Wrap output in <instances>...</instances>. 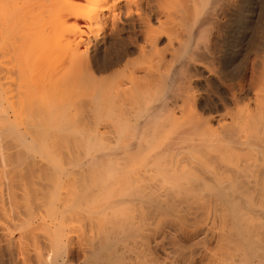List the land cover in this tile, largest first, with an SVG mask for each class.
<instances>
[{
	"label": "bare ground",
	"instance_id": "1",
	"mask_svg": "<svg viewBox=\"0 0 264 264\" xmlns=\"http://www.w3.org/2000/svg\"><path fill=\"white\" fill-rule=\"evenodd\" d=\"M217 1L218 0H216V1L215 0H0V177H1V179H2V176L4 174L7 175V172L8 173L12 172L11 169L13 167H15V166L21 167V165L27 167L26 170H28L27 175H29V177L33 176V175H41V173H43V171L46 172L45 171L46 167L44 165H46V166L48 165V164H45L43 162L45 157H48V160L50 161L51 165H56V163H57L55 161L54 157H52L54 155L53 152L55 154H56V152L55 151L51 152L52 149L50 148V145H53L51 143H54V142H51L52 139H49L47 137L46 138L41 137L42 139H39L37 134H36L35 138L31 137V135H30V137H27L26 134H28L29 131L27 129H26L27 132L24 129H23L24 130L23 131L22 129H20L21 126L17 124L18 122H16V120L17 121L19 120V123H20V119H22V117L25 115V114H23L25 109L32 108L31 109L32 111L34 109H36L39 111H45L46 110L45 112H47V110H49L51 112L50 113L51 118L48 117L49 119L46 120V118H47V114H46L45 121L42 122V120H43L42 119L41 120L42 123H40V124H39L40 121L39 122H33L34 118H36L37 116L32 117L34 115V113L32 114V112H30L32 114L31 117L33 118L32 123L34 126L33 127V130H34V128H39L42 124H45L46 126L49 124H50L49 126H51L52 123L55 124L56 119H59V118L55 119V117L57 116V113L58 114L60 113L57 111H59L58 109H60V108H58V107H60L61 104L68 103V105H69V103L73 102L72 103V105H73L74 102L78 101L81 104L83 103V105L87 104V106H89V105H91L90 103H92V102L96 103V101H100V103L97 105V107L99 108L98 113L100 114L99 118H98L99 122H96V124H94V126H93V129H94L93 132L94 133L93 134L94 135L97 134V132L99 131V128H101L100 131H102V133L104 134L103 138L107 139L108 141L111 140V141H115V142L117 141V142L115 143L116 146H114V147H108V146L101 144L99 146L100 148H104V149L110 148V149H114V150L112 152H107L105 154L103 151V154L101 153L102 155H96L95 157L92 158V160L90 159V161L95 162L97 160L95 163H98L99 161L101 162V161H103V159H105L107 162L106 163L107 164V166H106L107 175H112L113 174L112 172L115 169L118 171L120 170V174H121L120 177H122L120 179L127 181V182L124 181V183H128V182L130 183V181H133L132 180L133 177L130 176L131 178H128V177H125L124 175H126L128 173L130 175L138 174L139 175L138 178H140L139 182H140V180H142L143 183L139 184V182L136 181L138 183L137 184L138 188H137L136 192H134V193L132 192V194L129 192L131 195V197H129L131 199V201L150 199L151 201L154 200L156 202L157 201L165 202L164 205H166V202H167V204L173 203L176 201V198H179L180 196H181V199H182V197H186V199H187L188 197L189 198L192 197L190 195L195 196L197 194V192L199 194V193H203L205 190H209L210 197L213 196V198L215 199V200L213 199L214 201L225 202V203L227 202L230 205H236L237 202L239 204L240 203L239 201L242 202L245 200V201L249 202V206L247 205L248 202H246V205H245V202H243L244 204L242 203L243 206L245 205L247 207L246 208L244 206L246 208V211L250 209L251 212L253 211L252 215L255 216V214L257 213L258 215L262 214L264 216V136H262V135L261 136L255 135L252 137V135L245 134V137L241 138L240 134H238V136H236V135L234 136V135H230V134H229V136H226L228 134H226L222 130L226 134L224 136V133H223L224 138L222 140L227 141V142H222V144L223 143L231 144L232 147H233V145H234V147L241 146V148H242V146L248 147L249 145H251V146L257 145V148L259 146L260 149L258 151L260 152V154L258 156H255L254 160L258 161L255 164L247 163V164L241 165L242 167H240V168L235 167L236 169L233 168V169H228V170H222L218 167L217 168L212 167L213 169L208 170V168L206 167L207 170L205 169V172L204 171L202 172V170L200 171L201 173H203V175L201 174V176L199 175L198 177L197 176L195 177L196 182L190 183L189 182L190 180H188L187 183H190V185L186 186L185 188L183 187V189L185 190L183 192L181 191L182 188H180V187L176 188V186L173 185L175 183L170 184V181H172V179H175V178L170 179V181L168 182L170 185L167 183L166 184L165 183H162V184L156 183L157 181L155 183H145L144 182V181H147L148 178H150V176H147V175L153 171V165L157 161V159H159V157L162 155H164V156H165V154L167 155V153L170 152L171 150L177 149L178 148L177 145H179L178 141H180L182 139L190 140L189 142L187 140H186L187 142L185 140H183L184 144L190 143L189 144L191 146L190 151H191V148L193 149V148L201 147L206 142L208 143V145H210L208 141H205L204 143H202V142L204 140H207V139H205V138L209 137V135L207 136V134H210L213 130L211 123L213 121H215V122L218 121V123H220V121L222 119V117L218 116L217 114L216 115L214 114L211 116L209 115V117L206 119V118H204L205 116H202V114L200 113V105H202L203 103L206 104V102L210 101L209 96H205V97L201 96L200 97V96L195 95V93L191 92V90L193 89L192 87H191V89L189 88L190 91L185 86H182V87H185L186 89H184L182 87H180V88L175 87L176 85L179 86L178 84L181 83L178 80L182 81V78L180 77L181 76L180 73H182L181 70L183 71L184 62L183 61L181 62L180 60H182V59L186 60V58H190V59L193 58L191 56L194 52L192 50L190 43H188L187 47L183 48L182 42H180L178 40V36H179L178 30L180 29V27L178 29V26H181V25L177 26L178 20L176 22H172V23L169 21V19L171 18V15H172V13H171L172 11L175 10V11H179V12L183 13L184 7L188 3H189L188 5L193 7V9H195L196 11H200L201 8H204L203 10L205 11L207 6H209L211 4L209 7H211V6L213 7V4L215 5L217 3ZM223 4H224V2H223ZM212 7L209 9H212ZM206 11H208V10H206ZM210 11H212V10H210ZM214 11H216V10H214ZM214 11H213V13H215ZM245 11L247 13L248 12L252 13L250 8H246ZM182 13H181V15H182ZM207 13H208V15H207ZM210 14L208 11L204 14L205 16L197 18V20L195 21L193 26H197V28L204 26V24H206V22H208V20L211 18V17L208 18L210 16ZM178 15H180V14L178 13ZM198 15H200V14L198 13ZM202 15H203V12H202ZM161 17H165L166 19L162 20ZM181 18H182V16H181ZM173 21H175V19ZM181 22L182 21H179V24H181ZM205 26H207V25H205ZM185 28H186V26H185ZM236 29H239L238 26ZM193 30H194V27H193ZM196 31H197V29H196ZM177 32H178V34H177ZM124 33H126L127 36H123ZM182 34H184V33H182ZM201 34H202V32H201ZM191 35H193V34H191ZM163 37L166 38L165 39L166 47L164 44H163L164 47H162V45H161L163 43L161 38H163ZM183 39H184V37H183ZM188 39H189V42L192 41L191 36ZM160 45H161V47H160ZM193 49H194V47H193ZM135 52L137 53V55L140 56L139 58H141V61L136 60L137 61L136 62V61H133L132 59H130L131 55H133V53H135ZM188 53L189 54L192 53L191 56L190 55L188 56ZM201 55H203V54H201ZM136 59H138V58L136 57ZM177 61H180L181 63L180 62L176 63ZM172 63L175 64V65H172L174 67V69L171 70V73L172 72L173 73H172V75H169L168 78L165 80L164 86L162 87L164 90H163L162 94L160 95V97L158 99H156L157 102H155V100H151L153 98L148 97L146 99V106L144 105L145 108H144V111L142 112L143 113L142 119H139V118L136 119V117L130 118L129 114L131 112H130V110H128L132 104L130 97H132V95L135 94L136 92H139L138 94H142L143 92H145V91H143V89L147 88V85H149V83H150L149 77L152 75V73H156L158 71L160 65L172 64ZM182 65H183V68H181ZM172 66H171V69H172ZM155 70H157V71L154 72ZM141 72L143 74L139 75V73H141ZM165 73H167V72H165ZM185 73H183V74H185ZM103 75H105V76H103ZM184 81H186V80L184 79ZM183 83H185V82L182 81L181 85H184ZM187 87H188V85H187ZM148 89H150V88H148ZM175 89H177L176 91H178V89H182L185 92L184 93V92L178 91V93L181 95V97H184V99L182 98V101H181L182 103L180 102L178 94L177 93L173 94L172 91L175 92ZM89 91L92 92V94H91L92 98H89V96L87 95V92H89ZM76 92H80V94L76 96V97H78L77 100H75V98H74ZM93 97H95V99ZM141 98H143V97H141ZM145 98L146 97H144V99ZM226 98H228V97H226ZM232 98H233V96H232ZM134 100H136V98ZM143 102H144V100H143ZM179 103H181V105H179ZM142 104H144V103H142ZM234 104H235V102H234ZM134 105L135 104H133L132 106H134ZM138 105H140V104H138ZM177 107H178V113H180L179 115L176 112ZM74 108H73V110H74ZM92 109H95V108H92ZM135 109H136V107H135ZM137 109H138V107H137ZM142 109H141V111H142ZM29 111H30V109L28 110V114H29ZM138 111H139V109H138ZM141 111H140V113H141ZM263 111H264V109H263ZM42 115H43V112H42ZM140 115H138V116H140ZM248 115H247V117H248ZM29 116H30V114L28 115V117ZM44 116L45 115H43V117ZM206 116H208V115H206ZM31 117H30V119H32ZM87 117H88V115H87ZM25 118H26V116H25ZM40 119H41V116H40ZM229 120H230V117H229ZM248 121H251V120H248ZM258 122H260V121H258ZM258 122L256 124H258ZM244 123H246V122H244ZM21 125H23V123H21ZM216 125H217V123H216ZM232 125H234V124H232ZM263 125H264V122H263ZM236 128H237L236 130L242 129L239 127H236ZM263 128H264V126L261 127V129L263 130L262 132H264ZM30 129H32V127ZM236 130L233 131L235 134L237 133ZM74 131L79 132V133L84 132L83 130H80V129H74ZM218 131H220V129ZM127 132H130L131 136L129 138H127V135H126ZM262 132H261V134H262ZM201 134L202 135L205 134L206 137L203 135L204 140H197V139H201L202 137L197 138L196 135L201 136ZM45 136H48V135H45ZM39 137H40V135H39ZM213 137H214V135H213ZM124 138H127V139L123 140ZM221 138L222 137H220V139ZM147 139H149V140H147ZM158 140H160V141H158ZM151 141H156V142L158 141V142L157 143L155 142L152 145H150L151 143L149 144V142H151ZM218 141H220V140H218ZM91 143H93V142L91 141ZM210 143L212 145L211 140H210ZM112 144H113V142H112ZM216 144H219V142ZM219 146H220V144H219ZM232 147H230V148H232ZM69 148H71V147H69ZM91 148H94V145H92ZM225 148H226V146H225ZM197 149H196V151H198ZM200 149H203V148H200ZM216 149H214V150H216ZM187 150L188 149H186V151ZM72 151H73V149H72ZM78 151H79V149H78ZM178 151H180V150H178ZM191 152H193V151H191ZM191 152H190V154H191ZM243 152H244V150H243ZM69 153H70V151H69ZM85 153H86V150H85ZM90 153H92V151ZM235 153H236V151H235ZM196 154H198V153H196ZM225 154H227V153H225ZM245 155H246V153H245ZM137 156L140 157L139 161H136L135 159H133L135 157L137 158ZM167 156H169V155H167ZM200 156L203 157V155H201V154H200ZM205 156H206V154H205ZM251 156H252V154H251ZM209 157L211 158V156H209ZM231 157H233V156H231ZM130 158L133 159L131 162L129 161ZM169 159H170V157H169ZM248 159H251V158H248ZM48 160H45V161H48ZM80 160H82V159H80ZM207 160H208V158H207ZM213 160H214V158H213ZM233 161H235V158ZM245 161H247V160H245ZM172 162H174V161L172 160ZM208 162H207V164H209ZM224 162H225V160H224ZM81 163H82V161H81ZM162 163H160V164H162ZM205 163H206V161H205ZM91 165H93L92 162H91ZM225 165H227V164L225 163ZM216 166H217V162H216ZM57 167L60 168V164ZM171 169H172V167H171ZM26 170H24V171L21 170V171L24 173V172H26ZM173 170H174V168H173ZM67 171H68V169L66 167L61 168V176L66 175ZM174 171H176V170H174ZM19 172H20V170H19ZM22 172H20V174H18V172H16V175H13L11 177L9 176L10 180H8L9 179V177H8V179H7L8 182L5 181L6 184H4V181L0 182V195H1L0 200L1 201H3L5 194L7 195V192L10 194L9 191H11V192L17 191L22 186H24V185L21 186L22 182H23V184L27 185L26 178H28V177L26 176L25 173L23 174ZM51 172L48 171L44 174L46 176V178L55 177L54 173H56V172H53V173H51ZM141 172H143L142 175H141ZM157 172H159V171L157 170ZM160 173H162V172H160ZM181 173H183V172L181 171ZM9 174H11V173H9ZM12 174H13V172H12ZM53 174H54V176H51ZM153 174L151 173L150 175H153ZM157 175L158 174H156V176ZM160 176L162 178V175H160ZM39 177L40 176H38V178H36V179H39ZM80 178H81V176H80ZM134 178H135V176H134ZM138 178H136V180ZM55 179H56V177H55ZM55 179L53 181H55ZM111 179H112V177H111ZM159 179H160V177H159ZM39 180L41 181V179H39ZM42 180H43V178H42ZM50 181H51V179H49V182ZM45 182L43 184H45ZM118 182H119V180H118ZM2 183L6 187H4V185ZM35 183H34V185H35ZM37 183H39V182H37ZM52 183H54V182H52ZM17 184H20V187H19V189L16 190V187L19 186ZM15 185H16V187H14ZM47 185L48 184H46L45 186L47 187ZM171 185H173L175 187L174 190H173V186H171ZM28 186H31L30 183L28 184ZM39 186H40V184H39ZM78 186H80V185H78ZM126 186H127V184H126ZM126 186H124V187H126ZM181 186H184V184H182ZM12 187H14V188H12ZM24 187L22 188V190H24L26 188V187L25 188ZM132 187L130 189H133ZM12 189H13V191H12ZM36 189H35V192H36ZM22 190H21V192H22ZM37 190H39V189H37ZM52 190H53V188H52ZM127 190H129V189H127ZM127 190H125L124 192H127ZM48 191H50V190L48 189ZM179 191L182 195L180 193H178ZM25 192H27V191L25 190ZM30 192H29L30 195L32 194V196H35L33 194L35 192H31V193ZM37 192H39V191H37ZM18 193H19V191H18ZM40 193L42 194L41 191L39 192V194ZM60 193H63V191L62 192L60 191ZM71 193L72 192H70V194ZM22 194H23V198H24L25 193H21L20 195H22ZM29 194H27V196H29ZM35 194H37L36 196L38 197V199H40V202H38L36 204V202L34 201L35 205H38V206H36L37 208L35 206L34 207L36 209H38V207H40V210L42 209V207L44 209L45 208L44 206H42V207L40 206V205H42L43 202L45 203V201L43 200V197H42L43 194L42 195H39L38 193H35ZM127 194H128V192H127ZM11 195L13 196V194L12 193L10 194V198H12ZM71 195H69V197ZM39 196L42 197V200H41V197H39ZM199 196H200V194H199ZM60 197L58 199H60ZM63 197L61 198L63 201L69 200L68 197H66L65 200ZM193 197H192V199H193ZM44 198H46V197L44 196ZM201 198H199V199H201ZM61 199H60V201H61ZM207 199H209L208 196H207ZM195 200H197V199H195ZM63 201H61V204H60L61 207L63 206L62 205ZM122 201L125 202V200H122ZM159 202H157V203H159ZM179 202L182 204L181 200ZM187 202H189V201H187ZM217 202H216V207L219 208V206H217ZM0 204H1V202H0ZM2 204H4V203H2ZM2 204L0 205V206H2V208H0L1 212L5 213L8 210V209H6V208H8V206L6 205V203L4 205H2ZM33 204L34 203H32V205ZM52 204H53V202H52ZM161 204L163 205V203H161ZM242 204L237 205V207L241 206ZM5 205L7 206L6 208H5ZM32 205H31V207H32ZM44 205H46V204H44ZM148 205L151 206V204H148ZM173 205H174V203H173ZM59 207H57V209H59ZM160 207H161V205H160ZM237 207L234 209L238 210ZM162 208H163V206H162ZM218 208H215V209L218 210ZM45 209H47V208H45ZM241 209H243L242 206H241ZM219 210H220V208H219ZM237 210L236 211L234 210V212L238 213L239 210L238 211ZM32 211H33V209H32ZM243 211H245V210H243ZM249 212H248V215L250 214ZM33 214L34 213H32V215ZM228 214H230V213H228ZM228 214H227V217H228ZM232 214H233V216H235L236 213L235 214L232 213ZM239 214H238V216L236 214V216L240 219ZM42 215L40 214L39 218H36L35 221L32 222V224H33L32 229L29 232L30 237H28V241H30L29 239L32 238V241H33L35 246H37V244L40 243V240L38 238L39 237L38 236V230H41V229L43 230L45 228L51 227L53 224L55 225V223H56V221H53V218H49V219H51V220H49L51 222H49L45 217H42ZM258 217L260 218L261 216H258ZM233 218L235 219L236 217H233ZM238 218H236L235 220L237 221ZM129 220H127V221H129ZM132 221H134V219H132ZM203 221H205V220H203ZM229 221H230V219H229ZM248 221H250V220H248ZM240 222L241 221H239L238 223H240ZM257 222L259 223V221H257ZM262 222H264V221H262ZM262 222H260V224H258V226H256L257 224H255L254 226H256V227H254V228L252 225L251 226L252 229L248 230L247 232H245L246 227L244 228V232H242V230L238 231L240 233L239 238H241L243 240V241L242 240L241 241L246 242V244L248 245L247 251L244 252L245 253L244 257L242 256V259L240 260V256H239V260H240L239 264H264V224ZM238 223H237V225H238ZM261 223H262V225H261ZM229 224H231V223H229ZM234 224H235L234 228L235 227L237 228L238 226H236V223H234ZM124 225H125V222H124ZM135 225H137V224H135ZM231 227H233V226L231 225ZM231 227L229 226V228H231ZM241 227L242 226H240V229H241ZM6 230H9V226L6 228ZM230 230H234V229H230ZM47 232L49 233V231H47ZM53 232H55V231H53ZM228 232H230V231L227 230V233ZM231 232L233 233L234 231H231ZM234 233L236 234V232H234ZM26 234H28V233H26ZM55 234H56V232L54 233V235ZM235 234H233V235H235ZM54 235L52 234L51 236H49V238H47V236H46L45 239L43 238L44 241L41 243L42 245L40 244V246H41L40 250L41 249L44 250V247H42V246H45V249H47L45 251L46 253L43 252V250H41V252L46 254V255H44L45 258H43V255H39L40 256V259H39L38 254H37V250H36L37 247L35 249V246H33L34 249L36 250V251L34 250L35 251L34 253H36L35 255L38 257L40 264H61L60 261L62 260V258H60V257H62V256H60V254H61L60 249H61L62 245L66 244V243H64V241H63V243L60 247V245H58L59 243H61V242H59V240H61L63 236H60L57 234L59 237L55 235L57 237L56 238ZM230 235H231V233H230ZM230 235H228V236H230ZM60 237H61V239H60ZM64 237H65V235H64ZM52 238L54 239L53 241H52ZM58 238H59V240H58ZM221 238H222V236H221ZM227 238L228 237L226 236V242H228V241L230 242L229 239L227 241ZM230 238H232V237H230ZM235 238H237V237H235ZM239 238L237 240L235 239V241L238 242ZM21 239L22 238H20V241H21ZM223 239H224V237H223ZM224 240H223V242H224ZM232 240H231V242H232ZM220 241H221V239H220ZM54 242H55V244H54ZM229 242H228V244H229ZM232 243L231 244L234 245V242H232ZM239 243L240 242H238V244ZM49 245H52V247L50 246V249L53 250L52 252L50 249H48ZM53 245H54V249H53ZM56 245L58 247H60V249H58V247ZM141 245H144V242ZM225 245H227V244L225 243ZM230 245L226 246V249H227V247H231ZM223 246H221L222 249H224V247H225V246L224 247ZM144 247H145V249H144L145 253H143V254L145 255V257H142V258L145 260H141V261L142 262L144 261L143 264H153V262L157 261L156 259H158V257L157 258L155 257L156 254L154 255L155 252L153 253L151 246H150V243L145 244ZM139 249H140V247H139ZM142 249H143V246H142ZM232 249H233V247H232ZM57 250H59V251H57ZM144 250H143V252H144ZM180 250H182V248ZM228 250H231V249H228ZM242 250H244V249H241V251ZM48 251H50V253H48ZM54 251H56L55 252L56 254L53 253ZM63 252L65 253V251H63ZM138 252H141V251H138ZM221 252H223V250H221ZM225 252H226V254H228L227 250ZM233 253H231V254H233ZM141 254H142V252L140 253V255ZM240 254H241V252H240ZM140 255L138 257V254H136V256L138 258H140ZM63 256H65V255H63ZM214 256L216 258V255H213V257ZM218 256H219V254H218ZM222 256H224V255H222ZM226 256H227V258L224 256L223 257L224 259L220 257V259L222 261H224L223 264L224 263L226 264V262H227V264H231V262L229 261L230 262L229 263L226 259L229 260L231 258L237 257L235 255H233L235 257H233V256L230 257V255H226ZM228 256L230 258H228ZM59 258L61 260H59ZM129 258H131L132 260L134 259L135 262H136V260L141 259V258L136 259L135 256H134V258H132L131 256ZM209 259H211V257H209ZM217 260H219V259H217ZM217 260L215 261V263H214V261L213 262L211 260L210 261L214 264L220 263V260H219V262ZM235 260H236V258H235ZM237 260L236 261L233 260V261L237 262ZM206 261H207V259H206ZM210 261L207 264H210ZM64 262H65V259H64ZM175 262H177V261L175 260ZM175 262L173 260L172 263L176 264ZM65 264H66V262H65ZM162 264H163V262H162ZM164 264H167V262H164ZM220 264H222V263H220ZM232 264H234V263L232 262Z\"/></svg>",
	"mask_w": 264,
	"mask_h": 264
},
{
	"label": "rangeland",
	"instance_id": "2",
	"mask_svg": "<svg viewBox=\"0 0 264 264\" xmlns=\"http://www.w3.org/2000/svg\"><path fill=\"white\" fill-rule=\"evenodd\" d=\"M188 4L184 7L183 13L179 11H175V10L172 11L171 18L169 19L171 23L176 22L178 20L177 26L181 25V26H178V29L179 27L180 29L181 28L182 29L181 30L179 29L178 30L179 34L178 32L177 34L179 35L178 40L182 42L183 44V48L187 47L188 43H190L193 52L194 53L196 52L195 54L193 52H192L193 54L188 53V56L189 55L191 56L192 54L191 57L193 58L191 59L186 58L187 61L185 59L180 60L181 62L182 61L184 62V64L182 63L184 65V68H183V65L181 66V68H183V71L181 70L182 73H180L181 75L180 77L182 78V81L185 83H183L184 85H181L182 81L178 80L181 83L178 84L179 86L176 85L175 87L180 88L182 86H185L189 91L192 87L193 89L191 90V92L195 93V95L200 96V97L209 96L210 101L206 102V104L203 103L202 105H200V113L202 114V116H205L204 118L206 119L209 117V115L211 116L214 114L215 115L217 114L218 116L222 117V119L220 123H218V121L217 122L213 121L211 123L213 130L210 134H207V136L209 135L208 138H205L207 140H204L203 138V135L206 137L205 134L203 135L201 134V136L196 135L197 138H201V137L203 138V139L202 138L197 139V140H204L202 143H204L205 141H208L209 144L211 145L210 143V140H211L212 147L208 145V143L206 142L201 147H197L198 149L191 148V151H193L191 152L190 151L191 146L189 145L190 143L188 144L186 143L187 141L189 142L190 140L182 139L178 141L179 145L176 144L179 149L177 148V149L171 150L170 152L167 153V155L169 156L165 154V156L162 155L159 157V159H157V161L153 165L154 172L153 171L150 172V174L151 173L152 174L154 173V174L153 175L148 174L147 176H150V178H148L147 181H144L145 183H155L157 181L156 183L169 184L168 182L170 181V179L175 178V179H172L173 182L170 181V184L175 183L173 185L176 186V188L177 187L182 188L181 189L182 192L185 191L183 187L185 188L186 186H189L191 182L192 183L196 182L195 181L196 176L198 177L199 175L201 176V174L203 175V173H201L200 171L202 170V172L203 171L205 172L206 167L208 168V170L213 169L214 167L215 168L218 167L222 170H228V169H233V168L234 169L240 168L242 167L241 165L243 164H247V163L255 164L256 162H258V161H255L254 158L255 156H258L260 154V152L258 151L260 149L259 146L257 148V145H255L256 147L254 145L252 146L249 145L248 147L244 146L245 147L244 148L242 146L241 148V146L234 147L233 145L232 147L231 144H225V143L222 144V142H227L226 140H222L224 138L223 137L224 132L228 134L226 135L224 133V136L225 135L229 136V134L238 136V134H240L241 138L245 137V134L252 135V137L255 135L264 136V132H262L263 130L261 129V127L264 126L263 125V122H264V114H263L264 113L263 111L264 109V52H263L264 51V0H218L215 5L213 4V7L211 6L212 9H209L211 8L209 7L211 5L210 4L209 6H207L208 9L206 8L205 11L203 10L204 8H201L200 11H196L195 9H193V7L189 6ZM246 8H250L252 13L250 12L247 13L245 11ZM213 9L216 11H214ZM206 10L209 11V14L211 13L210 16L208 17V18L211 17L208 20V22H206L204 26H201L198 28L197 26H193L197 18L205 16L204 14L208 12ZM213 11L215 13H213ZM177 12L180 15H178ZM202 12H203V15H202ZM198 13L200 15H198ZM161 19L165 20L166 18L161 17ZM174 19L175 21H173ZM179 21H182L181 24H179ZM184 25L186 26V28ZM237 26L239 29H236ZM193 27L195 31L193 30ZM123 36H127V34L124 33ZM190 36L192 38L191 42H189V39H188ZM183 37L186 41L183 39ZM161 39L163 41V43L161 44L162 47H164V45L166 47V44H165L166 38L163 37ZM131 57L130 59H132L133 61H136V60L141 61V58H139L140 56L137 55L136 52L133 53ZM136 57L138 59H136ZM180 61H177L176 63H179ZM172 65H175V64L172 63V64L160 65L158 71L155 70L154 72L156 71L157 72L152 73V75L149 77L150 83L149 85H147V88L143 89V91H145V92L142 91L143 95L138 94L139 92H136L135 94L132 95V97H130V100L132 103L130 108L128 109L131 112L129 114L130 118L136 117V119L137 118L142 119V114H143L142 112L144 111V108L146 106V99L148 97L153 98L151 100H155V102H157L156 99L160 97V95L162 94L164 90L162 87L164 86L165 80L168 78L169 75H172L173 73V72L171 73V70L174 69ZM171 66H172V69H171ZM165 72H167L168 74ZM142 74H143L142 72L139 73V75H142ZM184 79L186 81H184ZM185 87H182V88L186 89ZM176 90L177 89H175V92L174 91L172 92L173 94H176V93L178 94L180 102H181L182 98L184 99V97H181L178 91L180 92H184V91L182 89H178V91ZM79 94L80 92L75 93V97H74L75 100L78 99V97L76 96ZM91 94L92 92L90 91L87 92V95L89 96V98H92ZM144 97L146 98L144 99ZM93 98L95 99V97ZM135 98L136 100H134ZM72 103H69V105L68 103H65L66 105L59 104L60 107L58 108L60 109H58L59 111L57 112H60V113L59 114L57 113V116L55 117V119L56 118H59V119H56L55 124L52 123L51 126H49L50 124L47 126L45 124H42L39 128H34L33 130L34 126L32 123L33 121L32 117H35V116L37 117L34 118L33 122L40 121L39 124L45 121L46 114H47L46 120L49 119L48 117L51 118V115H50L51 112L49 110L45 112L46 110L39 111L33 108L34 110L32 111L31 110L32 108H28V109H25L23 113L25 114L23 116L24 118L22 117V119H20V123H19V120L18 121L16 120V122H18L17 124L21 126L20 129L22 130L24 129L26 132L27 130L29 131L28 134H26L27 137H30L31 135V137L35 138L37 134L39 139H42L41 137L43 138L47 137L49 139H52L51 142H54V143H51L53 145H50V148L52 149L51 152L53 151L56 152V154L53 152L54 155L52 157H54L57 163L56 165H51L50 161L48 160V157H45L43 162L45 164H48L47 166L44 165L46 167V170H45L46 172L48 171L49 172L52 171L51 173L56 172L54 173L56 179L55 177L46 178V176L44 175L46 172L44 171L43 173H41V175H33L29 177V175H27L28 173V170H26L27 167L22 166V165L21 167L19 166L13 167L11 169L13 174L12 172H9L11 174L7 172V175L9 174L8 176L4 174L2 176L3 180L0 177L1 179L0 182L4 181V184H6L5 181L8 182V180H10L11 176L16 175V172L20 174V172L26 170V172L24 173L28 177L26 178L27 185L23 184V182L21 184V186L24 185L26 188L22 186L19 189L20 184H17L19 186L16 187L15 185L14 187H16V190L17 189L19 190L13 191L12 189L13 192L9 191L10 194L11 193L13 194L14 197L11 195L13 199L10 198V194L7 192V195L5 194L3 201L0 200L1 204L6 203V205L8 206V208H6L7 206L5 205V208L8 209L7 212L5 213L1 212V209H0V264H38V263L40 264L38 257L40 259L39 255H43V258H45L44 255H46L45 251L47 250L45 249V246H42L44 247V250L43 249L41 250H43V252L45 253L41 252L40 244L44 241L43 238L45 239L46 236L47 238H49V236H51L52 234L54 235L55 232H56L55 234L56 236L58 235L63 236L62 239L60 237L61 240H59L58 238L59 242H61L58 245H60L61 247L63 241L64 243H66V244H63L61 247V249L63 248L62 250L65 251V253L60 249V247L56 245L58 249H60V252L62 254V255L60 254V256H62L60 257L62 258V260L59 258V260H61L60 261L61 264L64 262V259H65L66 264L67 263L68 264H135V263L143 264L144 261L142 262L141 260H145L142 257H145L143 253H145L144 246L147 243L148 244L150 243L153 253L155 252L154 255L156 254L155 257L156 258L158 257V259L155 258L157 261L153 262V264H162V262L163 264L164 262H167V264H173L172 263L173 260L174 262L175 260L177 261L175 262L176 264H207L209 263L210 260L212 261L213 259H214L213 260L214 263L217 259H219L220 263L223 264L224 261H222L220 257L223 258L225 256L227 258L226 255H230V257H232L233 255L237 256V257L233 256L236 258V260L238 259L237 262H234L236 261L235 258H231L229 260L225 258L228 262L230 261L231 264L232 262L234 264L240 263L242 256L244 257V254H245L244 252H246L248 249V245L246 244V242H242L243 240L239 238L240 233L238 231L242 230V232H244V228L246 227L247 229L245 228L246 230L245 232H247L248 230L252 229L251 227L252 225H253V228L258 226L260 222L264 221V216L262 214L258 215L256 213L254 216L252 215L253 211L251 212V210L249 209L247 210L248 212L250 211L249 212L250 214L248 215V212L246 211L247 207L245 206L246 202L248 201H245V200L242 202L239 201L240 202L239 204L237 202L236 205H230L227 202L225 203V202L214 201L215 199L213 198V196L210 197L209 190H205L203 193H199L200 196L198 192L195 196L190 195L192 197L194 196L193 199L192 197L190 198L188 197L187 199L186 197H182L181 199V196H180L179 198H176L175 202H173L175 206L173 205V203L167 204L166 202V205L168 207L164 205L165 202L157 201L159 202L157 203L156 201L154 200L151 201L150 199L131 201V199L129 198L131 197L130 193L132 194V192L133 193L136 192L138 188L137 182H139V179H140L138 178L139 177L138 174L130 175L128 173L124 175L125 177H128V178L133 177L132 178L133 181H130V183L129 182L124 183V181L126 180L120 179L122 178L120 177L121 175L120 170L118 171L115 169L114 170L115 172L113 171L112 175H107V169H106L107 162L105 159H103V161L101 162L99 161L98 162L99 164L95 163L97 160L95 162L90 161V159L92 160V158L95 157L96 155H102L103 151L105 154L107 152H112L114 150L110 148L108 149L100 148L99 146L101 144L108 146V147H114L116 146L115 143L117 142V141L115 142L111 140L108 141L107 139L103 138L104 134L102 133V131H100L101 128H99L100 132L98 131L97 134L95 135L93 134L94 133L93 126L94 124H96V122H99L98 118L100 114L98 113L99 108L97 107V105L100 103V101H96V103L92 102L90 103L91 105L88 104L89 106H87V104L83 105V103L81 104L78 101L74 102L75 104V105L73 104L74 106L72 105ZM181 103H179V105H181ZM133 104H135L134 106L136 107V109L134 106H132ZM92 108H95V109H92ZM29 109H30L29 111L30 116L28 117ZM30 112H32V114L34 113L32 117H31L32 114ZM42 112H43V115H45L44 117L42 115ZM176 112L178 115L180 114L178 113V107L176 109ZM40 116H41V119H40ZM30 117L32 119H30ZM229 117H230V120H229ZM247 119L251 121H248ZM258 121H260L261 123ZM230 122L234 125H232ZM257 122L258 124H256ZM21 123H23V125H21ZM31 127L32 129H30ZM236 127L242 128L243 130L242 129L236 130L237 129ZM74 129H80V130H83L84 132L79 133V132L74 131ZM219 129L220 131H218ZM235 130L237 131L236 134L233 132ZM45 135H48V136H45ZM126 135H127V138L131 136L130 132H127ZM220 137L222 138L220 139ZM127 138H124L123 140ZM214 139L215 140L217 139V140L215 141ZM183 140L185 141L187 140L185 142L187 145L184 144ZM91 141L93 143H91ZM155 142L156 141H151L149 142V144L151 143L150 145H152ZM215 142L216 143L219 142L220 146L219 144H216ZM92 145H94V148H91ZM200 148H203L204 150ZM186 149L188 150L186 151ZM196 149L198 151H196ZM85 150H86V153H85ZM91 151L92 153H90ZM190 152L192 155L190 154ZM200 154L203 155V157L200 156ZM209 156H211V158ZM83 157L84 158L86 157V158L84 159ZM234 158L236 162L233 161ZM248 158H251V159H248ZM133 159H135L136 161H139L140 157L137 156V158L135 157ZM133 159L130 158L129 161L131 162ZM45 160H48V161H45ZM172 160L174 162H172ZM204 160L206 161V163ZM91 162L93 165H91ZM207 162L209 164H207ZM216 162H217V166H216ZM225 163L227 165H225ZM59 164H60V168L57 167ZM63 167H66L68 171L66 172V175L61 176V168ZM173 168L176 171H174ZM157 170L159 172H157ZM181 171L183 173H181ZM155 173L158 175L156 176ZM54 174L51 176H54ZM142 174L143 172H141V175ZM113 175L114 176L116 175V176L114 177ZM160 175H162V178ZM38 176H40L39 179H41L42 182L39 179H36L38 178ZM136 178L138 179L136 180ZM49 179H51L50 182H49ZM54 179L55 181H53ZM188 180H190L189 181L190 183H187ZM43 181L44 182L46 181L45 184H43L44 183ZM141 181L142 180H140L139 184L143 183V181L142 182ZM28 182L30 183L31 186H28L29 184ZM35 182L36 183L39 182L37 183L38 185ZM46 184H48L47 187L45 186ZM182 184H184V186H181ZM174 186H173V190L175 189ZM4 187L6 186L4 185ZM23 187L25 188L24 190H22ZM131 187L133 189H130ZM36 188L39 190H37ZM126 188L129 190H127ZM35 189H36V192H35ZM48 189L50 191H48ZM25 190L27 192H25ZM125 190H127L128 194L127 192H124ZM30 191L38 193V194L40 191L42 192L43 195L41 193L39 195H42L43 200L45 201V203L44 202L43 203L46 205L42 203V205L40 206L41 207L44 206L47 209L45 208L43 209V207L41 210H40V207H38L39 210L36 209L37 208L36 206L38 205H35V202L37 204L38 202H40V199H38V197L36 196L37 194L35 193H33L35 196H32V194L30 195L29 194ZM60 191L61 192L63 191V193H60ZM70 192H72L71 193L72 195L70 194ZM21 193L26 194V195L24 194V198H23V194L20 195ZM178 193H180V191ZM27 194H29V196H27ZM69 195L71 196L69 197ZM44 196L46 198H44ZM207 196L209 199H207ZM42 197H41V200H42ZM59 197L60 199L63 197L64 200L66 199V197H68L69 200L63 201L61 199V201H63L62 202L63 206L61 207L60 206L61 201L60 199H58ZM122 200H125V202H123ZM180 200L182 204L179 202ZM216 202L220 210L218 207H216ZM243 202H245L244 206L246 208L243 206L244 204ZM32 203L34 204L32 205ZM161 203H163V205ZM148 204H151V206ZM159 204L161 205V207ZM240 204H242L241 206L243 209H241V206H239L240 208L237 207V205H240ZM247 205L249 206V202ZM57 207H59V209H57ZM236 207L239 210L238 213L234 212V210L235 211L237 210V209H234ZM0 208H2V206H0ZM215 208H218V210ZM243 210H245L247 213ZM32 213L34 214L32 215ZM232 213L234 214L236 213L237 216L240 213L239 214L240 219L236 216V214L235 216H233ZM40 214L41 215L43 214L42 217H45L48 221L51 220L49 218H53V221H56V223L55 225L53 224L51 227L45 228L43 230L41 229L42 231L38 230V236H39L38 238L40 240V243H38L37 246H35L32 241V238L29 239L30 241H28V237H30L29 232L32 229V225H33L32 222H34L36 218H39ZM227 214H228V217H227ZM257 215L261 217L259 218ZM233 217H236L239 220L237 219L236 221L235 220L236 218L234 219ZM131 218L134 219V221L135 220L136 221L135 222L132 221ZM239 221L241 222L238 223ZM257 221H259V223ZM124 222H125V225H124ZM234 223H236V226H238L237 227L238 229L236 227H235L236 229L234 228L235 226ZM262 223L264 224V222ZM255 224L257 225L254 226ZM231 225L233 227H231ZM8 226H9V230H6ZM229 226L231 228H229ZM240 226L242 227L244 226V227L243 228L241 227L240 229ZM230 229H234V230H230ZM227 230L230 232L227 233ZM47 231H49L50 234ZM231 231L236 232V234L234 232L232 233ZM61 232L62 233L64 232V233L62 234ZM227 234L230 236H228ZM233 234H235L236 236ZM226 236L228 237L227 241L228 239L230 240V242L228 241L229 244L228 242H226ZM223 237L225 240L223 239ZM20 238H22L21 241H20ZM53 238H52V241L54 240ZM238 238H239L238 242H240L239 244L238 242L235 241V239L237 240ZM220 239L222 242L220 241ZM223 240L227 245H225ZM231 240L232 242H234V245H232L233 243L231 242ZM143 242H144V245H141L143 244ZM229 245L231 247H227L226 249V246H229ZM33 246H35V249L37 247L36 250H37L38 257L35 255L36 253H34L36 250L34 249ZM50 246L52 247V245H49L48 249H50ZM142 246H143V249H142ZM221 246H223L225 250L222 249ZM139 247L141 250L139 249ZM181 248L182 250H180ZM53 249H54V245H53ZM228 249H231V250H228ZM241 249H244L242 250L243 252L241 251ZM50 250L51 252L53 251L52 249ZM221 250H223V252H221ZM226 250L228 251L227 252L228 254H226L225 252ZM138 251H141L142 254L140 255L141 252H138ZM55 252L56 251H54L53 253ZM48 253H50V251H48ZM135 253L138 254V257L140 255L141 259L138 258ZM212 254L216 255V258L215 256L213 257ZM133 255L135 256L136 259H140V260H136L135 262L134 259L132 260L131 258H129L130 256L134 258ZM239 256H240V260H239ZM209 257H211V259H209ZM230 257L228 256V258ZM219 260L217 261L219 262ZM211 261H210V264L213 262ZM65 262L63 264H65ZM220 263H217V264H220Z\"/></svg>",
	"mask_w": 264,
	"mask_h": 264
}]
</instances>
